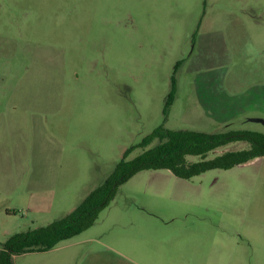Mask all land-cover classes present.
<instances>
[{"label":"rangeland","instance_id":"1","mask_svg":"<svg viewBox=\"0 0 264 264\" xmlns=\"http://www.w3.org/2000/svg\"><path fill=\"white\" fill-rule=\"evenodd\" d=\"M253 118L264 120V0H0V144L24 183L0 194V235L66 216L161 126L264 133ZM39 181L68 185L29 188ZM124 231L172 235L153 264H264V158L192 180L142 171L61 244Z\"/></svg>","mask_w":264,"mask_h":264},{"label":"trees","instance_id":"2","mask_svg":"<svg viewBox=\"0 0 264 264\" xmlns=\"http://www.w3.org/2000/svg\"><path fill=\"white\" fill-rule=\"evenodd\" d=\"M176 89V79L173 78L172 91L164 110L166 117L175 101ZM155 141L158 143L147 149ZM233 143L246 146L226 150ZM138 147L145 149L143 153L128 159ZM257 158H264L263 132L231 129L209 133L170 130L161 126L146 136L139 146L128 149L110 176L71 213L46 226L10 236L2 244L0 264H14L16 256L27 253L50 251L88 231L95 225L101 212L111 205L120 188L142 171L166 169L180 179L192 180L210 170H229Z\"/></svg>","mask_w":264,"mask_h":264},{"label":"crops","instance_id":"3","mask_svg":"<svg viewBox=\"0 0 264 264\" xmlns=\"http://www.w3.org/2000/svg\"><path fill=\"white\" fill-rule=\"evenodd\" d=\"M12 150L9 148L8 142L0 144V194H11L14 189L21 187L24 183H15L14 180V163L12 160ZM21 175L23 170L18 171ZM48 170H46V173ZM56 173V170H55ZM65 182L51 183L49 181H39L29 186L33 189L44 191L59 187H65ZM69 198H65L61 194V202L59 210L64 205L70 204ZM0 221L4 226L10 218L11 211H4V203L0 202ZM75 207L67 213H71ZM63 218V217H62ZM86 232V231H85ZM143 231H124L114 236H106L105 234L96 238H86L75 244L62 245L46 252H31L22 256L26 258L23 264H153V258L159 256L163 249L168 245H174L175 242L166 239L171 236L150 235ZM154 233V232H153ZM83 234V233H82ZM80 234L77 237H80ZM11 236L7 230L0 235V251L2 244ZM75 237V238H77ZM1 238H5L1 241ZM74 239V238H73ZM72 240V239H70ZM69 241V240H67ZM66 242V241H64ZM63 243V242H62ZM18 256L14 258L15 260Z\"/></svg>","mask_w":264,"mask_h":264},{"label":"water","instance_id":"4","mask_svg":"<svg viewBox=\"0 0 264 264\" xmlns=\"http://www.w3.org/2000/svg\"><path fill=\"white\" fill-rule=\"evenodd\" d=\"M250 121L251 122H255V123H262V124H264V120L263 119H259V118H253Z\"/></svg>","mask_w":264,"mask_h":264}]
</instances>
